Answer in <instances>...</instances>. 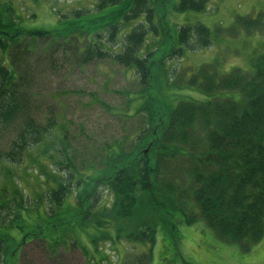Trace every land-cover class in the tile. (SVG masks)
<instances>
[{"label": "rangeland", "instance_id": "1", "mask_svg": "<svg viewBox=\"0 0 264 264\" xmlns=\"http://www.w3.org/2000/svg\"><path fill=\"white\" fill-rule=\"evenodd\" d=\"M0 1H11L16 5L14 13L24 29L51 31L57 28L59 13L72 16L76 10L83 12L79 16L83 21L78 24L84 29L86 17L96 13V0ZM177 2L152 0V22L158 33L150 30L146 44L142 46L144 50L152 51L149 59L153 61L151 80L144 93H139L141 86L133 69L125 68L110 58L80 65L73 53H68L70 57L66 58L60 50L49 54L40 46L43 51H38L26 62L32 71L34 120L48 130L39 144L25 150L23 163H6L13 173V181L21 188L25 205L31 208L28 212L31 219L25 220L28 225L23 232L8 230L6 235L0 229V264H122L128 253L140 252L145 246L139 242H126L122 238L115 241L103 238L95 241L94 245L91 238L99 234L97 231L115 238L117 234L142 230L150 223L156 230L150 264H264V233L262 239L247 252L236 243L221 240L222 247L210 251V237L203 230L214 234L202 220L189 225L182 223L185 216L177 208L165 207L151 212L148 210L149 197L142 199L143 205H137L132 216L109 219L108 226L111 228L105 225L99 230L93 229L87 221H80L79 213L84 207L76 210L74 207L79 201L87 205V192L94 193L93 197L90 196L96 207L94 211L110 207L112 196L101 184L102 177L111 173L112 163L106 156L112 152L119 153L116 147L109 150L113 145L120 146L123 157L131 154L145 128L147 113L138 110L145 101L151 100L147 108L152 113L163 115L166 120L177 102L204 100L196 89L185 87L191 75L201 66L207 65L208 73L216 78L236 68L248 73L263 53L264 0H210L203 12H177L174 10ZM128 5V0H121V3L107 7L121 11ZM244 18L257 19L260 24L248 27L237 23ZM196 23L210 29L211 44L199 49L185 47L181 56H171V50L177 46L178 27ZM129 24H120L114 41L107 42L102 36L89 39L97 43L103 41L104 49L113 55L121 51L123 35L131 28ZM191 42H194L193 38ZM216 97L237 100L240 93L221 90ZM18 128L17 121L0 125L1 166L4 165V153L8 151ZM195 129L199 138L204 127L197 125ZM163 159L166 160L161 163V176L174 174L178 168L180 171H176L175 175L177 181L183 184L185 177L181 171L184 170V157L172 159L162 156L158 163ZM65 160H68L69 169L64 167ZM60 162L63 164L60 165ZM71 173L74 175L72 178ZM93 178H101L94 191L90 190ZM77 182H80L79 187ZM58 183H64L69 191L61 200V205L56 206L45 195ZM86 186L87 190L81 192ZM153 199L167 201L166 197L157 194ZM34 200L40 201L36 210L32 207ZM185 201V210L197 213L191 203H187L186 197ZM10 218L11 215L4 222ZM74 239H78L76 243L87 251L70 244Z\"/></svg>", "mask_w": 264, "mask_h": 264}, {"label": "trees", "instance_id": "2", "mask_svg": "<svg viewBox=\"0 0 264 264\" xmlns=\"http://www.w3.org/2000/svg\"><path fill=\"white\" fill-rule=\"evenodd\" d=\"M209 2L178 0L174 10L203 12L207 10ZM119 3L121 0H96V13L86 17L84 29L78 24L83 21L79 18L81 10L73 11L72 16L59 13L57 28L46 31L22 28L20 18L14 13L16 5L11 1H0V125L17 121L19 126L8 151L4 153V165H0V229L4 230L3 234L7 235L8 230L23 232L27 224L25 220L31 219L28 214L31 208L25 205L21 188L13 181V173L6 163H23L25 150L39 144L48 130L34 120L32 71L26 63L32 55L43 51L40 46L49 54L60 50L66 58L70 57L68 53H73L80 65L110 58L125 68L133 69L141 86L139 93L148 89L152 51L144 50L142 46L146 44L150 30L158 33L152 22V0H128V7L121 11L107 7ZM126 22L130 23L131 28L123 35L121 51L113 55L104 49L103 41L99 40L100 44L89 39L102 36L107 42L114 41L120 24ZM240 22L248 27L260 24L257 19L244 18L237 21L238 24ZM176 38L177 46L171 50V56H181L185 47L199 49L209 46L211 31L201 23L184 24L178 27ZM191 38L194 42L190 43ZM185 87L196 89L204 100L177 102L166 120L163 115L152 113L147 108L151 100L145 101L138 109L147 113L145 128L131 154L125 157L120 155L122 150L118 145L109 148L120 150L106 156L112 163L111 173L102 177L101 184L112 196L110 207L94 211L96 207L90 201L94 193L87 192V205L76 202L75 210L84 207L79 213L80 221H87L93 229L99 230L110 225L109 219L132 216L135 207L143 205L142 199L149 197V211L157 212L165 207L180 209L185 216L182 223L189 225L200 219L218 240L236 243L242 251L247 252L262 239L264 233V51L254 62L251 72L236 68L216 78L208 73V66L203 65L191 75ZM221 90L238 91L240 98L216 97ZM197 125L204 127L199 138L195 133ZM162 156L172 159L184 157V170L181 173L185 182L182 184L180 181L182 185L175 175L176 171H180L178 168L174 174L161 176V163L166 160L158 163ZM67 161L64 162L65 169L70 167ZM73 176L71 173L70 178ZM100 179H92L90 190L94 191ZM79 184L77 182L76 186L79 187ZM86 190L87 186L82 187L81 192ZM68 191L64 183H58L45 197L56 206L61 205ZM156 194L166 197L167 201H155L153 198ZM185 197L197 213L185 210ZM33 202L35 205L32 207L36 210L40 201ZM10 215L11 218L5 223L4 220ZM150 224L142 230L117 234L115 238L97 231L99 234L96 233L91 240L94 245L95 241L103 238L139 242L145 246L143 250L128 253L122 264H150L156 232L155 226ZM76 240L70 244L87 251ZM54 243L57 244V241ZM52 252L55 253L54 249Z\"/></svg>", "mask_w": 264, "mask_h": 264}, {"label": "crops", "instance_id": "3", "mask_svg": "<svg viewBox=\"0 0 264 264\" xmlns=\"http://www.w3.org/2000/svg\"><path fill=\"white\" fill-rule=\"evenodd\" d=\"M201 226V225H200ZM204 234H208V236L210 237V244L208 245V249L210 251H213L214 249H219V247H222V244L220 243V240H218L214 235H212V233H209L208 231H204Z\"/></svg>", "mask_w": 264, "mask_h": 264}]
</instances>
